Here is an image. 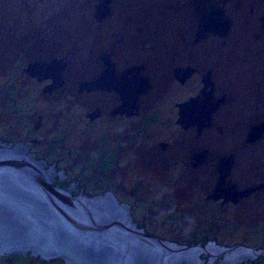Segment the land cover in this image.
<instances>
[{"label": "flooded vegetation", "instance_id": "1", "mask_svg": "<svg viewBox=\"0 0 264 264\" xmlns=\"http://www.w3.org/2000/svg\"><path fill=\"white\" fill-rule=\"evenodd\" d=\"M100 1L94 3L89 19L98 30L92 31L89 23L80 28L88 33L86 45L96 48L85 53L81 76L76 73L75 19L51 15V10L41 14L39 0H0V74L18 65L25 82L56 99L68 96L78 85V92L89 98L86 119L110 125L115 120L116 126L88 130L83 146L70 145L69 155L60 152L62 141L55 136L58 132L65 139V131L51 126L45 134L55 149L52 159L34 149L43 144L36 135L0 141L30 142L29 150L54 166L56 180L72 186L75 193L114 192L133 220L149 232L158 234L153 224L134 217V201L154 205L158 216L182 214L179 224L192 233L185 240H173L263 249L264 132L255 139L249 137L253 126L264 121V27L256 37L234 35L231 19L222 33H200L203 18L211 10H200L199 0L194 2L201 19L191 31L151 14L154 0H147L146 15L138 16L114 15L115 0H111L110 13L97 17ZM223 16L227 18L225 11ZM158 22L164 30L156 27ZM173 25L176 30L171 29ZM34 63L36 75L29 71ZM107 69L114 71L115 89L79 91L81 82L94 81ZM74 153L79 156L72 157ZM80 158L99 166L110 159L106 169L122 170L120 179L130 180L140 193L138 198L111 185L88 191L59 161L67 159L74 166ZM172 165L179 173L168 180ZM152 167H161L163 173L148 175L145 171ZM202 257L203 264H264V254L255 255L252 250L234 261L225 256Z\"/></svg>", "mask_w": 264, "mask_h": 264}, {"label": "water", "instance_id": "2", "mask_svg": "<svg viewBox=\"0 0 264 264\" xmlns=\"http://www.w3.org/2000/svg\"><path fill=\"white\" fill-rule=\"evenodd\" d=\"M110 2L100 1L97 17L110 13ZM223 14L220 8L207 13L200 33L226 31L230 19ZM30 68L36 75L37 63ZM116 87L114 71L107 69L94 81L81 82L79 91ZM263 132L264 121L253 126L249 139ZM29 147L30 142L0 141V260L31 253L64 264H203V254L230 261L247 256V250L264 254V248L183 243L149 232L114 192L75 193L72 186L55 183L56 168Z\"/></svg>", "mask_w": 264, "mask_h": 264}, {"label": "rangeland", "instance_id": "3", "mask_svg": "<svg viewBox=\"0 0 264 264\" xmlns=\"http://www.w3.org/2000/svg\"><path fill=\"white\" fill-rule=\"evenodd\" d=\"M96 2L98 0H39V5L42 6L41 14L46 15V11L51 10V15L58 14L62 17L69 15L76 20L78 27L74 36L76 45V73L81 76L85 73V53L93 51L96 48L86 45L88 33L80 28L84 25L86 28V23H89L88 26L92 31L98 30L94 29L91 26L92 24L90 25L89 20L90 17H93L92 15L95 10L94 3ZM199 2H201L199 9L202 11L212 10L217 6L223 8L225 16L234 21L232 22L234 25L231 29L234 35L241 33V36L256 37L260 35L258 32L263 31L264 20H262V15H264V0H199ZM136 3H139L140 6L144 3V6L136 8ZM146 3L147 0H115L116 11L114 15H143V10L147 6ZM154 3L156 10H152L151 14L165 16L166 19L176 24L184 25L189 31L196 28L197 21L201 19V11L198 12L196 10L194 0H154ZM156 27L159 30H164L160 22H158ZM157 28L156 30H158ZM171 29L176 30V27L173 25ZM15 68V70L12 69L0 74V138L9 140L25 138L30 135L41 137L43 144L34 149L41 151L42 155L46 156L47 159H52V152H55V149L52 147V141L45 134L47 131L52 130L51 126H60L59 129L65 131V139L61 140L60 136H57L58 132L55 133V136L56 141H62L60 152H66L68 155L72 152H69L70 145L76 147L83 146V141L87 139L88 130H92V132L95 129L98 131L102 128L109 130L116 126L115 120L113 125H110L104 122V120L90 123L86 119L84 115L89 108V98L87 95L78 92V85L66 97L58 99L50 98V93L44 95V92L38 86L24 81L25 77L21 74L18 65ZM8 78H12V81L8 82ZM57 131L60 132L58 129ZM78 156V154L74 153L72 157ZM80 159L81 161H78L74 166L67 159L59 161L60 164L69 168L70 174L79 178L83 184H86L88 191H99L106 185H111L114 190H128L130 191L129 196L138 198L137 196L140 193L135 191V186L132 185L130 180L120 179L122 170L115 168L111 172L106 169L111 163L110 159L104 162V167L99 166L91 159ZM162 168L156 169L152 167L145 172L148 175L155 173L154 176H156L163 173L160 171ZM168 170L169 173L166 178L174 180L177 173H179L178 168L172 165ZM150 190L148 189V191ZM134 203H136L134 217L146 222L148 225L153 224V230H156L160 236L182 241L186 237H189L187 236L188 234L192 233L190 232L192 230L188 227L179 224L184 219L181 217L182 214L174 213L172 215L167 212L158 216L159 212H156L154 205L142 202L137 203V201H134ZM150 207H152L154 212L150 210ZM171 219L175 220V222H171ZM40 259V256L31 253L29 255L28 253L10 254L5 255L0 260V264H64L60 259H53L52 261Z\"/></svg>", "mask_w": 264, "mask_h": 264}, {"label": "trees", "instance_id": "4", "mask_svg": "<svg viewBox=\"0 0 264 264\" xmlns=\"http://www.w3.org/2000/svg\"><path fill=\"white\" fill-rule=\"evenodd\" d=\"M55 183H57V184H60V185H62V183L61 182H58L56 179H55ZM64 186V185H63ZM65 187H67V186H65ZM75 192V191H74ZM30 253H28V255H29Z\"/></svg>", "mask_w": 264, "mask_h": 264}]
</instances>
